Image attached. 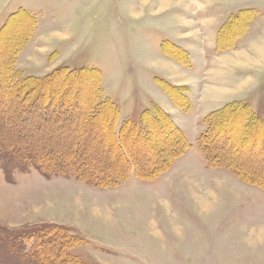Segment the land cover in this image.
Masks as SVG:
<instances>
[{
	"label": "rangeland",
	"instance_id": "obj_1",
	"mask_svg": "<svg viewBox=\"0 0 264 264\" xmlns=\"http://www.w3.org/2000/svg\"><path fill=\"white\" fill-rule=\"evenodd\" d=\"M21 8L34 18L33 27L20 14L3 33ZM0 32V114L23 121L34 143L33 129L44 128L52 132L54 150L76 145L86 165L100 158L108 167H127L111 134L113 107L90 117L99 86V99H114L121 120L155 110L154 86H162L166 74L197 103L187 129L192 147L155 182L132 176L120 188L98 189L74 177L40 175L21 155L1 150L0 264H57L56 252L63 255L74 240L57 239L46 252L35 246L45 243L41 237L12 234L43 223L71 227L88 241L62 264H264V0H0ZM167 37L195 72L159 59L153 46L161 49ZM16 48L18 79L38 83L8 92ZM61 67H99L103 75L101 81L88 72L51 77ZM35 87L41 96L34 111L23 112L20 104L31 97L26 89ZM48 96L61 102L38 110ZM232 103L237 111L224 107ZM199 105L209 112L207 124L217 119L206 152L198 141L205 126L196 122ZM158 109L163 121L153 122L150 136L127 139L130 146L140 142L134 153L150 169L179 144ZM84 115L93 120H81Z\"/></svg>",
	"mask_w": 264,
	"mask_h": 264
},
{
	"label": "trees",
	"instance_id": "obj_2",
	"mask_svg": "<svg viewBox=\"0 0 264 264\" xmlns=\"http://www.w3.org/2000/svg\"><path fill=\"white\" fill-rule=\"evenodd\" d=\"M20 14L24 15L23 18L27 17V19L30 22L29 27H33L34 18L26 9L21 8L19 11H17V13H14L12 16H10L8 18V21L5 23V26L2 29L3 33L5 32L6 28L8 27V25L11 22V20L13 19V17L16 15H20ZM0 34H1V32H0ZM173 46H174L173 48L176 51L178 50L177 52H181L179 50L180 48H178L174 44H173ZM13 53H14L13 64H11L9 77L7 79V82H6L8 92H13L15 89H20V87H22V85H25V84L35 85L38 83L37 80L32 79V77H27V78H24L23 80L18 79L17 72H19V71L16 70L17 68L15 67L16 66L15 65L16 59H17V55H18L17 48H16V51L14 50ZM168 54H170V53H168ZM173 56L175 57L176 55L173 54ZM184 63L189 65L188 62H184ZM85 72L90 73V75L96 74L95 77H98L99 81H101V77L103 75L102 71L99 68H95V67H81V68H77V69H70L69 67H61L55 73V75L53 74L51 77L59 76L62 73V74H64V78L69 79L71 77H78L82 73H85ZM161 80H163V82L161 84H162L163 88L167 91V93L182 108L189 109L191 106V102L186 96L182 95L181 89L179 87L172 85L170 82L166 81L165 79H161ZM97 82L98 81L95 82L96 83L95 87H98L99 82L98 83ZM29 89L30 90L26 89V92L31 93V97H29L30 101H27V102L24 101L19 106V109L23 110V112H25V111L27 112L31 108H32L31 111H34L33 106L37 102L35 100H36V98H39L41 96V94L36 93V87L35 88H29ZM31 90L32 91L34 90V91L32 92ZM95 92H96V95H95L96 99H94V101L91 102V108H90V112H89L90 117L95 118V117H97L98 114L101 115L103 109L106 106L110 105L111 107H113V109L115 110V118L113 121L111 134H112L114 143L116 144V146H118L120 148L121 153H122L123 159H119V160H124V162L125 161L127 162L126 171L118 170L117 167H108L105 164V162H103V160L100 158H94V160L90 164H87V165L82 163L81 158H80L81 154H82L81 149H79L76 145L75 146H73V145L69 146L68 148H65V149L64 148L60 149L59 151L54 150V144L48 140L49 136H51V134H52V132H51L48 136V133L50 132V131H47L48 129L47 130L44 128L33 129L34 133H32V134H34V135L36 134L38 136L37 141L34 143V142H32V139H34V138L31 137V128L27 129V125L23 121L15 120L13 118L10 121L9 120L7 121L8 115L6 116L2 113L0 114V118H1V121H0V151L2 150V152H6V150H8L10 148L9 149L10 153L14 152V153L21 155L24 159H26L29 162V164L34 169L38 170L40 173H42L44 176H46L48 178H51L54 175H61V176H65V177H74V178H77L81 181H84L90 185L105 188V187H116L122 181L127 180L128 176H129V170L131 169L132 165L135 166L136 173H137V176L139 178L144 179V180H155L161 174L167 172L169 169H171L173 167V165L176 162V159H178L177 157L182 156L189 148L192 147V144L189 142L185 133L180 128H178L174 122H172V120L170 119V117L167 114H164L165 118L167 120V124H169V126L171 128L170 130H172L173 134L174 133L176 134L179 144H178L177 148L170 149L169 154L172 156L171 158L164 159L162 156H160L162 158L159 159V162L156 163V165L154 167H152L151 169L148 168L150 165L149 166L145 165L147 163V162L146 163L144 162L145 160L142 161L140 159V161H139L136 154L134 153V152H136L137 148H140V149L142 148V146H140L141 145L140 142L134 141V144H135V146H134V144L130 141L131 142V146H130L129 143L127 144V142H129V141H127V139L129 138L128 134H131V135L133 134L134 136L142 135V136H146V137L150 136L152 134L151 130H152V126L155 123V121L156 120L157 121L162 120L160 118V115H158V113H157L158 110L160 111V109H158L157 104L153 105L155 107V110L147 109V110L143 111L139 121H135L132 119H127L126 121H124L120 130L117 131V124H118L119 119H120V106H119V104L117 102H115L114 100H112L109 96L103 100H100L98 97L99 93L102 92V89L100 88V86H99V88L96 89ZM177 92L179 93L180 97L176 96ZM1 95L4 97L3 98V100H4L5 99V93L1 92L0 96ZM49 95H51V94H49ZM54 96H52V97L48 96L47 98H45L44 99L45 104L44 105L40 104L38 110L43 109V107H46L47 105L48 106L58 105L59 102H61V100L56 101V98ZM11 104L12 103H10V105L6 104L7 110H9V111H10V108H14L11 106ZM231 105H233V106H231ZM238 106H239V104H238ZM224 107H233L232 108V110L234 109L233 111L238 110V108L236 107V105L234 103L226 105ZM61 108H58V109L62 110V112L66 111V107L62 106ZM218 113L219 112H215L212 115L218 116L219 115ZM50 114H52V112L51 113L48 112L46 118L49 119ZM159 114H160V112H159ZM53 116L59 117L60 112L55 113ZM84 116L85 117H83V119H81V120H84V118H88V120H90V121L93 120V119L89 118V115H84ZM50 117H52V115ZM54 122H55V119L53 118V120L51 121V124L53 125ZM205 122L207 124V117L205 118ZM216 122H217V119L215 122L212 123V125H211V123L207 124L208 125L207 129L205 131H203L199 137L200 148L202 149L203 152L208 149V146H210V144L207 143V139L209 137L210 132L213 131V129L215 128ZM37 125H39V124H37ZM21 131H23V133L19 137H15L16 132L19 133ZM134 136H133V138H134ZM170 140L172 141V139H170ZM31 143L33 144V146L35 145V147H33ZM42 146L44 147V150H43ZM132 148H134L135 151H133ZM4 149H6V150H4ZM179 151H181V152H179ZM173 154H174V156H173ZM119 160H117V161H119ZM142 166L145 168L142 169ZM3 170L6 174L7 180L9 182H13L11 171L9 169H6L5 167H3ZM27 231L30 233L29 238H32V237H35V238L41 237L42 238V240L45 243H43L42 245L37 244L35 246L37 249H41L42 251H46V252H48L49 247L51 248V246L56 243L55 240H57V239L61 238L62 242H63V240L65 241V239L74 240L73 242H71L67 246L68 248H66L67 250H65L66 254L64 253L62 255V252L64 250L63 251L60 250V251L56 252L53 259L55 258L56 260H58L57 264H62V262H64L65 260H69L68 259L69 257L70 258L74 257V255L72 256V254L69 253V251L73 247L80 246L83 243L88 242L86 239H84L80 235H77V234L74 235V233H73L74 230L71 227L59 225V224H55V223H53V224L52 223H43L42 226H35L32 229L27 228L26 230H24L22 232L13 231L12 234L14 233V234H17V236L18 235L24 236L25 235L24 233ZM24 237H26V236H24ZM52 256L53 255L51 254L48 257L52 258ZM74 260H75L74 262H77L76 259H74ZM48 261L49 260L46 259L43 262L45 264H50ZM79 263L83 264L81 262H79Z\"/></svg>",
	"mask_w": 264,
	"mask_h": 264
},
{
	"label": "crops",
	"instance_id": "obj_3",
	"mask_svg": "<svg viewBox=\"0 0 264 264\" xmlns=\"http://www.w3.org/2000/svg\"><path fill=\"white\" fill-rule=\"evenodd\" d=\"M173 44L175 45V46H177L178 48H180V45L179 44H177V42L176 41H174L172 38H166L165 40H163V42L162 43H160V45H161V49L157 46V44H154V49L156 50V55L157 56H159V59H162V60H166V62H171V64L173 65H175V66H177V67H181V69L182 70H184V71H187V72H195L194 70H192V69H194L195 68V66L194 65H192V64H189V65H187V64H185L182 60H181V58H182V55L181 54H179L178 55V50L176 51L174 48H173ZM157 48V49H156ZM180 49H182V48H180ZM179 49V50H180ZM173 51H174V54L178 57H174L173 56ZM181 51V50H180ZM182 52V51H181ZM184 52H187L188 53V51H186L185 49H184ZM168 53H170V54H168ZM180 59V60H179ZM168 60V61H167ZM187 68V69H186ZM189 68V69H188ZM167 69V68H166ZM166 77V79H168L169 81H170V83L171 84H175V83H173V80H175V77L173 76V74H171L170 76L168 75V74H166L165 75ZM167 80V81H168ZM168 81V82H169ZM154 86V85H153ZM159 88H158V87ZM157 86H154V89H155V92H156V94H157V97L159 98H157V99H154L153 101L155 102V104H157L158 106H160V107H162L163 108V110L166 112V114L170 117V119L172 120V122H174L176 125H177V127L178 128H180L184 133H185V135L188 137V139H190L189 138V136H188V133H187V129H188V127H189V123L191 122L190 120V114L192 113L191 111L193 110V107H194V105H196L197 103L194 101V100H192V97H191V95L189 94L191 91L188 89H186V90H184V92L182 91V95H184V96H186L189 100H190V102H191V106H190V108L189 109H184V108H182L168 93H167V91L162 87V86H160V85H157ZM174 86H176V87H180V84H175ZM162 89V90H161ZM203 101H199V103H202ZM198 108L200 109L199 110V114H198V116H197V123H200V120H201V123H203V124H205L204 122H205V118L209 115V112L208 113H206L205 114V112L203 111V107H202V105H199L198 106ZM120 111H121V109H120ZM143 112V111H142ZM207 112V111H206ZM202 113V114H201ZM204 113V114H203ZM140 117H141V115H140ZM140 117H139V120H140ZM126 119H132V120H135V121H139V120H137V119H135V118H133V117H127V118H125L124 120H121V116H120V119H119V122H118V124H117V131H119L120 130V128L122 127V124L124 123V121L126 120ZM207 129V125H205V126H203L202 127V132L203 131H205ZM201 132V133H202ZM201 135V134H200ZM176 165H177V163H176ZM175 165V166H176ZM173 168V167H172ZM132 176H134V177H137V178H139L138 176H137V173H136V168H135V166L134 165H132L131 166V169L129 170V176H128V178H130V177H132ZM68 179H70V178H68ZM139 179H141V178H139ZM130 180V179H129ZM135 180H137V179H135ZM75 181H80L81 183H83V181H81V180H78V179H76ZM137 181H139V182H155L156 180H137ZM157 181H160V180H157ZM124 182V181H123ZM125 182H128V179L127 180H125ZM84 183H86V182H84ZM87 185L88 186H93L94 188H98V189H108V188H114V189H117V188H120V186H121V183L118 185V186H116V187H105V188H102V187H97V186H94V185H90V184H88L87 183Z\"/></svg>",
	"mask_w": 264,
	"mask_h": 264
},
{
	"label": "bare ground",
	"instance_id": "obj_4",
	"mask_svg": "<svg viewBox=\"0 0 264 264\" xmlns=\"http://www.w3.org/2000/svg\"><path fill=\"white\" fill-rule=\"evenodd\" d=\"M27 29V28H26ZM6 48V47H5ZM9 49V48H8ZM13 49V48H12ZM1 51V50H0ZM71 92H77V90L75 89V90H73V91H71ZM79 93L81 94V91H79ZM55 95V94H54Z\"/></svg>",
	"mask_w": 264,
	"mask_h": 264
}]
</instances>
